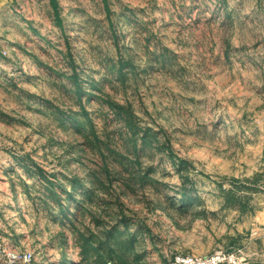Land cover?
<instances>
[{
    "label": "rangeland",
    "instance_id": "obj_1",
    "mask_svg": "<svg viewBox=\"0 0 264 264\" xmlns=\"http://www.w3.org/2000/svg\"><path fill=\"white\" fill-rule=\"evenodd\" d=\"M0 264H264V0H0Z\"/></svg>",
    "mask_w": 264,
    "mask_h": 264
},
{
    "label": "built area",
    "instance_id": "obj_2",
    "mask_svg": "<svg viewBox=\"0 0 264 264\" xmlns=\"http://www.w3.org/2000/svg\"><path fill=\"white\" fill-rule=\"evenodd\" d=\"M2 240V235L0 234V251L4 253L11 262L31 261V254L16 255L5 251ZM172 264H252V262L240 251L219 250L204 257L177 255L172 259Z\"/></svg>",
    "mask_w": 264,
    "mask_h": 264
}]
</instances>
